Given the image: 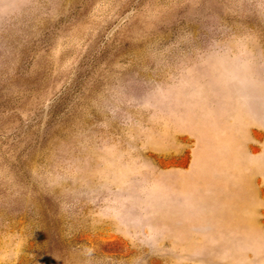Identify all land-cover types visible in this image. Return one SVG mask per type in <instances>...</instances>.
<instances>
[{"label":"rangeland","instance_id":"rangeland-1","mask_svg":"<svg viewBox=\"0 0 264 264\" xmlns=\"http://www.w3.org/2000/svg\"><path fill=\"white\" fill-rule=\"evenodd\" d=\"M0 264H264V0H0Z\"/></svg>","mask_w":264,"mask_h":264}]
</instances>
